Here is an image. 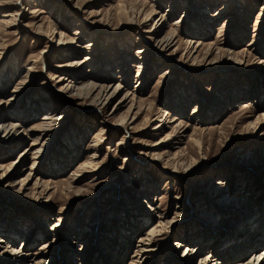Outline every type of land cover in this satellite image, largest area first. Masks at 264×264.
<instances>
[{
	"label": "rangeland",
	"instance_id": "rangeland-1",
	"mask_svg": "<svg viewBox=\"0 0 264 264\" xmlns=\"http://www.w3.org/2000/svg\"><path fill=\"white\" fill-rule=\"evenodd\" d=\"M261 112L264 0H0V264L250 261Z\"/></svg>",
	"mask_w": 264,
	"mask_h": 264
},
{
	"label": "bare ground",
	"instance_id": "bare-ground-1",
	"mask_svg": "<svg viewBox=\"0 0 264 264\" xmlns=\"http://www.w3.org/2000/svg\"><path fill=\"white\" fill-rule=\"evenodd\" d=\"M2 17H5V16H2ZM8 17V16H7ZM12 22V21H11ZM2 23V22H1ZM14 26V25H13ZM5 27H7V24H6V26ZM144 52V50H140V51H137V53H139V54H142ZM145 53V52H144ZM27 69H30L29 67H27ZM72 88V87H71ZM260 116L261 117H263V119H264V112H261V114H260ZM43 120H45V121H47V120H50V117L49 116H45L44 118H43ZM10 129V128H9ZM44 130V129H43ZM3 132H5V130L3 131ZM173 168L175 169L176 168V165H174L173 166ZM217 195H219L218 197H221L223 194H217ZM230 197H225V199L221 202V204H224V202H227V203H229L230 202V200H233L234 201V203H237V200H234L233 198H230ZM233 206V205H232ZM214 213H211L208 217H207V214L205 215L206 216V218H209V220H211L210 218H213L214 217ZM204 216V217H205ZM245 220V226H246V228H245V230H244V233H242V234H240V233H235V234H233V232H230V233H228V236H226V237H224V239H225V241H223V238H221V241L219 242V243H223V242H228V243H233V247L234 248H243L244 246V252L246 253V255H248V254H251V253H253V251L254 250H256L257 249V245L255 246V244H253V239H254V243H255V241L256 240H259V239H262V237H264V227L263 226H260L259 224H258V222H256L255 220H249V219H247V218H244ZM238 221V220H237ZM235 223H237V222H235ZM236 226V225H235ZM249 228H251L253 231H252V233H251V238H249L247 235H246V232H247V230L249 229ZM255 230V231H254ZM248 233H250V232H248ZM214 234V233H213ZM230 235V236H229ZM253 237V238H252ZM245 239V240H241V239ZM262 245H264V244H262ZM221 246V245H220ZM228 246V245H227ZM248 250V251H247ZM192 251H194V250H192ZM247 251V252H246ZM220 254V253H219ZM222 256V255H221ZM258 256V257H257ZM21 257V256H20ZM264 251L263 252H261L259 255H256V256H254V257H252V259H250V261H246V262H243V257H240V258H238L237 260H233V262H230L229 264H263L264 263ZM211 259V257L209 258V260ZM213 260V259H212ZM216 260H218V261H216ZM216 260H214V264H222V262H221V260H223V259H216ZM206 262V261H205ZM202 263V264H206V263ZM17 264H24V263H17ZM213 264V263H212ZM224 264H228V263H224Z\"/></svg>",
	"mask_w": 264,
	"mask_h": 264
}]
</instances>
